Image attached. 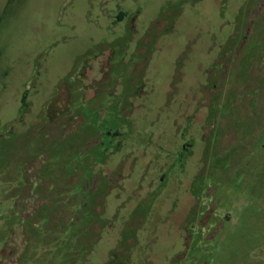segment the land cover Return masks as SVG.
I'll return each mask as SVG.
<instances>
[{
    "label": "rangeland",
    "instance_id": "374dc122",
    "mask_svg": "<svg viewBox=\"0 0 264 264\" xmlns=\"http://www.w3.org/2000/svg\"><path fill=\"white\" fill-rule=\"evenodd\" d=\"M24 240L264 264V0H0V264Z\"/></svg>",
    "mask_w": 264,
    "mask_h": 264
},
{
    "label": "flooded vegetation",
    "instance_id": "af4514ba",
    "mask_svg": "<svg viewBox=\"0 0 264 264\" xmlns=\"http://www.w3.org/2000/svg\"><path fill=\"white\" fill-rule=\"evenodd\" d=\"M206 87H209V88L207 89ZM202 92H203V96L205 97V100L203 101V103H204L207 100V97H211L212 93H214L213 84L212 83H206L205 85H202ZM203 106H200L199 111H201L203 109L202 108ZM113 174H114L113 172H110V174L107 175L105 182L113 184L115 182V180L113 179V178H115V175H113ZM94 182L95 183L93 185H94V188H96V186L98 184L97 179ZM19 243L16 242L15 247L14 246L11 247V249H16L15 251H13L14 255H12L11 259H9L7 255L3 256L4 262H7V264L8 263L16 264V262L18 261V256L16 257L15 255L18 251H20L19 254L22 252L24 244H25V240H24V242H22V244H19ZM16 258H17V260H16Z\"/></svg>",
    "mask_w": 264,
    "mask_h": 264
},
{
    "label": "crops",
    "instance_id": "0c3cea01",
    "mask_svg": "<svg viewBox=\"0 0 264 264\" xmlns=\"http://www.w3.org/2000/svg\"><path fill=\"white\" fill-rule=\"evenodd\" d=\"M123 17H124V14L123 13H119L118 15H116L114 18H117V20L116 21H121L122 19H123ZM52 18V17H51ZM54 19H55V22H54V25H55V23H56V20H57V15L55 14L54 15ZM54 33H57L56 31H54Z\"/></svg>",
    "mask_w": 264,
    "mask_h": 264
},
{
    "label": "trees",
    "instance_id": "16d2710c",
    "mask_svg": "<svg viewBox=\"0 0 264 264\" xmlns=\"http://www.w3.org/2000/svg\"><path fill=\"white\" fill-rule=\"evenodd\" d=\"M23 103L26 104V96L23 97Z\"/></svg>",
    "mask_w": 264,
    "mask_h": 264
}]
</instances>
